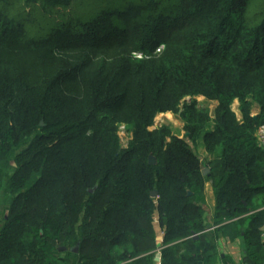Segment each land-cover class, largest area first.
<instances>
[{"label":"trees","instance_id":"obj_1","mask_svg":"<svg viewBox=\"0 0 264 264\" xmlns=\"http://www.w3.org/2000/svg\"><path fill=\"white\" fill-rule=\"evenodd\" d=\"M263 124L264 0H0V264L212 263L206 177L264 264Z\"/></svg>","mask_w":264,"mask_h":264},{"label":"crops","instance_id":"obj_2","mask_svg":"<svg viewBox=\"0 0 264 264\" xmlns=\"http://www.w3.org/2000/svg\"><path fill=\"white\" fill-rule=\"evenodd\" d=\"M234 101L236 103V110L234 109L232 110L235 112L237 119H241L242 116L239 111V102L237 99ZM215 105H216V102H215ZM212 112L213 110L210 111V114H212ZM257 112H258V107L254 105L252 108V115H256ZM167 113L169 112H163L159 114L164 115ZM173 114L176 115L175 113ZM179 119L180 121H182L180 117ZM182 123H183L182 130L184 131L183 129L184 122L182 121ZM161 125L169 126L172 132L178 137H183L184 134L186 133L184 131L183 136H179V133L181 132L179 129L177 130L174 127H172L170 124H165V123H161L158 126H161ZM158 126H155V127H158ZM153 128L149 127V129H153ZM195 152L199 156L201 161L203 160L205 161L210 158L209 154L207 153L205 148L200 143H197L195 147ZM204 169H208L209 171V168L207 166H203L202 170ZM203 194H204V203L202 204V207L204 210L203 219H204V223L210 226L209 230H212V232L209 233L207 240L211 242L216 252L214 261L209 264H255L251 256L248 255L247 249H246V239L244 236V232L246 228L248 227V220L244 221L242 224L232 223L224 227L223 226L220 227V225H213L214 217H215V210H216V196H215L213 183L210 179H208V177H206L204 185H203ZM256 206H257L256 208L257 210L264 208V204L260 200L257 201ZM2 208H3V204H0V210ZM154 216L156 220L154 222V226L156 229V241H157V238L163 237V231L158 225L157 214H155ZM262 230H264V226L262 227ZM153 262H157V261L153 259ZM199 264H203V258H202L201 253H200Z\"/></svg>","mask_w":264,"mask_h":264},{"label":"rangeland","instance_id":"obj_3","mask_svg":"<svg viewBox=\"0 0 264 264\" xmlns=\"http://www.w3.org/2000/svg\"><path fill=\"white\" fill-rule=\"evenodd\" d=\"M161 47V45H159ZM187 100L189 97L186 98ZM197 103L200 106H206L209 108L210 111L213 110L215 102L216 101H208L204 99L202 96H199L196 98ZM232 109L236 110V103H232ZM161 123L170 124L175 129H179L181 132L179 133V136H183V130H182V121H180L178 114L174 115L172 112H169L164 115L157 114L153 124L150 128H153L155 126L160 125ZM118 135L120 138V143L123 147H126L128 141L131 139V131L127 128L125 124H119L118 126ZM155 217V216H154ZM155 219V218H154ZM155 222V221H154Z\"/></svg>","mask_w":264,"mask_h":264},{"label":"built area","instance_id":"obj_4","mask_svg":"<svg viewBox=\"0 0 264 264\" xmlns=\"http://www.w3.org/2000/svg\"><path fill=\"white\" fill-rule=\"evenodd\" d=\"M159 48H161L160 46L158 48H156V50H158ZM138 56H140L139 54H137ZM256 138L259 142V144L264 148V124L260 125L257 128V131L255 133ZM157 242H158V248H157V252L156 253H160V249H161V244H162V237L157 238ZM156 255V254H155ZM154 264H160V260L157 262H154Z\"/></svg>","mask_w":264,"mask_h":264},{"label":"water","instance_id":"obj_5","mask_svg":"<svg viewBox=\"0 0 264 264\" xmlns=\"http://www.w3.org/2000/svg\"><path fill=\"white\" fill-rule=\"evenodd\" d=\"M148 162L149 163H154L155 162L154 157L153 156H149L148 157ZM207 172H208V169L202 170V174H206ZM150 194H151L152 197H155L157 195V192L156 191H152ZM196 237H197L196 235L193 236V238H196ZM61 249H63V248H61ZM74 250H76V247L74 248ZM154 260H156V261L160 260V253L159 252L156 253Z\"/></svg>","mask_w":264,"mask_h":264}]
</instances>
